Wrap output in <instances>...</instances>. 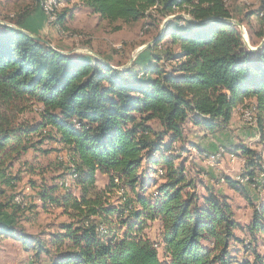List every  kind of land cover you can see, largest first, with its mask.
Segmentation results:
<instances>
[{
	"label": "trees",
	"instance_id": "trees-1",
	"mask_svg": "<svg viewBox=\"0 0 264 264\" xmlns=\"http://www.w3.org/2000/svg\"><path fill=\"white\" fill-rule=\"evenodd\" d=\"M62 1L82 5L110 25L171 19L147 50L151 61L139 66L138 58L124 71L91 56L62 54L0 23V234L37 258L45 254L51 264H249L233 254L241 225L228 199L195 193L172 153L185 138L187 122L214 133L247 102L256 105L264 131V45L251 50L240 29L226 22L236 19L227 0ZM41 2L8 21L22 27ZM57 18L55 27L69 32L73 14L63 9ZM249 34L252 47L264 39V29L256 38ZM35 110L39 120L26 118ZM46 141L70 153L66 175L80 195L64 188L66 175L38 192L45 206L68 217L43 240L15 230L13 220L25 210L14 192L21 170L13 171ZM240 150L248 157L243 178L254 183L257 170L264 175L261 158L256 161L245 146ZM145 160L165 169L156 196L149 195L140 172ZM29 171L36 173L33 166ZM98 173L109 177L103 191L96 189ZM225 181L250 199L239 181ZM153 222L161 223L159 242L148 234ZM247 232L252 239L264 234V203L253 206Z\"/></svg>",
	"mask_w": 264,
	"mask_h": 264
},
{
	"label": "rangeland",
	"instance_id": "rangeland-1",
	"mask_svg": "<svg viewBox=\"0 0 264 264\" xmlns=\"http://www.w3.org/2000/svg\"><path fill=\"white\" fill-rule=\"evenodd\" d=\"M34 1L32 0L31 4ZM227 2L229 7L233 8L231 0ZM22 6L23 4L16 5L10 1L0 0V23H5L4 25L11 24L7 18H13L16 14L22 13L24 10ZM261 6L260 4L257 9L251 10L254 7L253 5H244L247 10L252 11L256 15L257 20L261 22L260 27H257L258 25L254 21L256 19H253L252 24L250 20H247L249 19L246 17L248 14L241 16L234 14L236 19L232 20L239 21L243 25L244 31L237 25H233L237 26L246 37L248 36L247 33L251 31L253 35L254 32L257 33L264 29V6L262 8ZM63 9H67L73 14V19L68 24L69 32L65 33L48 21L50 29L47 33H44L45 39L43 38V40L48 41L56 50L64 52L65 55L75 54L95 57L92 54H88L87 51L89 50L105 60L106 63H109L111 67L121 71L130 69L138 58L139 66L145 65L149 60L151 61L152 55L147 52L148 49L141 53L138 52L156 39L158 30H162L166 22L165 20L160 24L155 21L153 24L150 19H144L128 25L123 23L110 25L98 15L93 14L89 9L75 2L67 5L60 0L58 15ZM116 26H122V29L114 31ZM256 33H254V36ZM255 40V42L260 44V40ZM250 46L252 47L251 44ZM252 48L258 49L261 47ZM137 72L141 73L139 70ZM247 108L254 110L253 108H256V105L253 102H247L236 108L231 122L225 128L218 129L214 133H211L206 128L187 122L185 125V141L175 143L172 154L177 156L174 161L177 166L184 164L187 177L195 183L193 188L195 193L201 197L214 194L228 199L235 214V219L241 225V228L236 231L241 243H237L233 249L235 250L233 253L235 259L241 263L264 264V234H259L256 239H252L247 232V227L252 220L253 206L264 203V175L263 172L257 170L254 183L242 181L249 168L247 165L248 157H244L240 150L245 146L255 152V159L258 161V158H261L259 165L264 170V131L259 127L258 122L253 123L250 121L249 124L244 119V110ZM36 112L35 110L32 113H27L26 118L33 121L39 120ZM251 114L258 121L257 108L251 111ZM151 126L155 131L160 130L156 122L151 123ZM164 142L168 144L169 138H164ZM39 148V151H31L23 159V162L27 161L26 165L23 166L22 162L13 171L14 174H17V171L21 170L19 173L20 181H18L14 192L16 202L21 205L25 212L19 213L12 220L14 221L15 230L19 234L22 232L27 237L48 240L49 234L59 232V225L68 221V217L63 215V211L59 208L49 204L45 206L39 199L38 192L54 184V178L67 174V169L71 166V158L70 153L66 149L52 141L44 142ZM158 155L159 153L156 156ZM166 155L170 156L168 153ZM29 166L34 167L36 170L35 174L29 171ZM142 166L140 172L144 178L145 187L149 195L156 196V184L162 182L165 169L162 165L148 163V160H145ZM160 172H163V175ZM226 177L236 182L239 181L241 185L245 186L250 199L248 200L243 193L232 189L226 183ZM96 178L97 191H103L108 188L109 177L107 175L98 173ZM32 181L36 183L35 189L32 188L30 183ZM64 188L70 189L77 196L80 195V188L77 187L73 177L70 175L65 176ZM114 199L116 197H113ZM30 207L32 208L30 209ZM9 212L12 213L11 210ZM10 213H8L9 216ZM1 218L3 221H8L5 215ZM148 224H151L148 229L149 236L155 242H159L158 234L161 231V223L153 222ZM250 243L251 247L246 251L245 246H249ZM256 255L260 256V259L256 258ZM0 264H51V258L45 254H41L37 258L32 251H27L12 236L0 234Z\"/></svg>",
	"mask_w": 264,
	"mask_h": 264
},
{
	"label": "crops",
	"instance_id": "crops-1",
	"mask_svg": "<svg viewBox=\"0 0 264 264\" xmlns=\"http://www.w3.org/2000/svg\"><path fill=\"white\" fill-rule=\"evenodd\" d=\"M6 1L13 2L16 5L23 4L22 7H24V8L27 7V6H30V5H34V3H35V1H34L33 4H31L32 0L31 1L30 0H6ZM262 1L263 0H231V2L233 3V8L232 9H233L235 15H237V16H241L243 14H248V15H246V17L249 18L247 20H250L251 24L253 23V19H256L254 21H256V25H258L257 27H260L261 22L259 20H257L256 15H254L252 13V11L247 10L244 7V5L245 4H247L249 6L253 5L254 7H252L251 10H254V9H257L260 6ZM246 22H245V24L248 25V23H246ZM21 28H24L26 31H28V32H30L32 34H35V35L39 36L42 39L43 38L45 39L44 33H47L49 31L50 26L48 24L47 17L45 15V13L42 11L41 7L40 6H36L34 12L26 18V20L24 21V24L22 25ZM251 28H253V26H251ZM249 30H250V28H249ZM249 33H251V35H252V31L249 32ZM249 33H247V35H248L247 37H248L249 44H251L250 43V34ZM254 33H253L252 36H254ZM57 37H58V35H57ZM263 40L260 42L259 45L264 44ZM259 45H258V47H260ZM184 141H185V139H184Z\"/></svg>",
	"mask_w": 264,
	"mask_h": 264
},
{
	"label": "water",
	"instance_id": "water-1",
	"mask_svg": "<svg viewBox=\"0 0 264 264\" xmlns=\"http://www.w3.org/2000/svg\"><path fill=\"white\" fill-rule=\"evenodd\" d=\"M169 19H171V18H169ZM169 19L166 20V22H165L163 28H165V25L167 24V22H168ZM226 22H229V23H231V24H235V25H237L238 27H240V29H241L242 31H244V27H243V25H242L239 21H236V20H227ZM3 24H5V23H3ZM6 25L9 26V27H11V28H14V29H16V30H18V31H20V32H22V33L28 35V36H30L31 38H33V39H35V40H37V41L44 42L47 46H49L51 49H53V50H55V51H57V52H60V53H62V54H65L64 52H61V51L56 50V49H55V48H54V47H53L48 41L43 40V39L40 38L39 36H37V35H35V34H32V33L28 32V31H26L24 28L17 27V26L12 25V24H6ZM161 37H162V34H161L158 38H156L155 40H153V42H152L151 44H148V45H146L145 47L141 48V49L139 50L138 53H141L142 51H144V50L149 49L150 47H152V46H153V45H154V44H155V43H156ZM243 39H244L245 43L247 44V46H248L251 50H256V49H254V48H252V47L250 46V44L248 43V38H247L246 35H244V34H243ZM262 45H263V44H262ZM262 45H261L260 47H262ZM87 52H88V54H92V55L95 56L97 59H99V60H101L102 62L106 63L105 60L101 59L98 55H96V54L90 52L89 50H88ZM89 52H90V53H89ZM95 57H94V58H95ZM114 69H116V68H114Z\"/></svg>",
	"mask_w": 264,
	"mask_h": 264
},
{
	"label": "bare ground",
	"instance_id": "bare-ground-1",
	"mask_svg": "<svg viewBox=\"0 0 264 264\" xmlns=\"http://www.w3.org/2000/svg\"><path fill=\"white\" fill-rule=\"evenodd\" d=\"M59 4H60V0H42V2L40 4L41 9L44 11L47 18H49L50 24L55 25L57 22ZM262 15H263V13H262ZM246 110H250V121L257 123V118L254 115L252 117V114H251V111H254V110H251L249 108H247Z\"/></svg>",
	"mask_w": 264,
	"mask_h": 264
},
{
	"label": "built area",
	"instance_id": "built-area-1",
	"mask_svg": "<svg viewBox=\"0 0 264 264\" xmlns=\"http://www.w3.org/2000/svg\"><path fill=\"white\" fill-rule=\"evenodd\" d=\"M49 21V18H48ZM244 119L250 124V110H244ZM242 181L244 182H248L249 179L248 178H242Z\"/></svg>",
	"mask_w": 264,
	"mask_h": 264
}]
</instances>
